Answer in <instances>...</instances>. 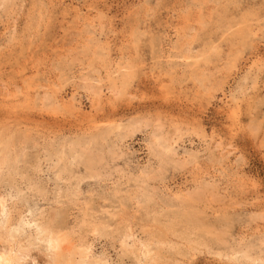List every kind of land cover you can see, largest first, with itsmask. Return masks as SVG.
I'll return each mask as SVG.
<instances>
[{
	"label": "rangeland",
	"instance_id": "obj_1",
	"mask_svg": "<svg viewBox=\"0 0 264 264\" xmlns=\"http://www.w3.org/2000/svg\"><path fill=\"white\" fill-rule=\"evenodd\" d=\"M5 1L0 255L48 263L55 225L82 264H264V0Z\"/></svg>",
	"mask_w": 264,
	"mask_h": 264
},
{
	"label": "bare ground",
	"instance_id": "obj_2",
	"mask_svg": "<svg viewBox=\"0 0 264 264\" xmlns=\"http://www.w3.org/2000/svg\"><path fill=\"white\" fill-rule=\"evenodd\" d=\"M4 1V0H3ZM12 1V0H11ZM14 1V0H13ZM3 3H5L3 6L5 7V8H7V1H5V2H2V0H0V5L1 4H3ZM10 3V2H9ZM3 8V7H2ZM5 13V12H4ZM178 52V51H177ZM189 54V53H188ZM170 59V58H169ZM172 61V60H171ZM80 79V78H79ZM109 80V82H110V84L112 85L111 87H114L116 84L118 85V87L117 88H119V86L121 85V83H123V80L122 79H119V80H117L116 78H114V77H111V76H109V78H108ZM90 80V79H89ZM80 82V81H79ZM235 82H236V80H235ZM95 83V82H94ZM95 85V84H94ZM108 88V87H107ZM114 88H116V87H114ZM113 88V89H114ZM112 89V88H111ZM242 89V88H241ZM105 90V89H104ZM117 90V89H116ZM115 90V91H116ZM231 90V89H230ZM97 91V90H96ZM111 91V90H110ZM238 94V93H237ZM99 95H97V97H98ZM94 97V96H93ZM96 97V96H95ZM100 97V96H99ZM96 100H97V98H96ZM99 100V99H98ZM97 100V101H98ZM13 119V118H12ZM114 120V119H113ZM124 120V119H123ZM132 120H134V119H132ZM122 121V120H121ZM2 122V121H1ZM98 122V119H97V117L96 118H91L90 120H89V125H88V129H90V128H95V127H98L99 125H97L96 123ZM114 122V121H113ZM9 123V122H8ZM106 123V122H105ZM105 123H101V124H105ZM128 123H130L131 124V122H127L126 124H128ZM135 123V122H134ZM100 124V123H99ZM133 124V123H132ZM106 128L103 130V131H105V133L108 135V134H110V132H111V130L112 129H114V128H116V129H118L120 126H119V123L118 122H116V123H112L111 121H109V122H107L106 123ZM105 126H103V127H105ZM122 126V125H121ZM123 126H125V125H123ZM129 127H132V125L131 126H129ZM54 128V127H53ZM58 128V127H57ZM77 128V127H76ZM86 128V127H85ZM122 129H123V127H121ZM126 128H127V126H126ZM133 128V127H132ZM159 127H157L156 129H158ZM95 129H98V128H95ZM120 129V128H119ZM128 130V129H127ZM153 130H155V128L153 129ZM162 130V129H161ZM159 131V129H158V132H162V131ZM51 131V130H50ZM97 131V130H96ZM116 131V130H115ZM115 131H113L114 133H118L117 131L115 132ZM155 131H157V130H155ZM17 132V131H16ZM30 132V131H29ZM64 132V131H63ZM128 133L129 132H131V131H127ZM126 132V133H127ZM20 133V132H19ZM28 133V132H27ZM26 133V134H27ZM42 133V132H41ZM151 133V132H150ZM153 133V132H152ZM163 133V132H162ZM21 135H22V133H20ZM65 134V133H64ZM77 134V133H76ZM106 134H104V135H102V136H104L105 137V135ZM156 134V133H155ZM159 134V133H158ZM157 134V135H158ZM166 133H164V134H162L163 136L165 135ZM14 135H15V133H14ZM55 135V134H54ZM84 135V134H83ZM114 135V134H113ZM116 135V134H115ZM168 135V134H167ZM170 135V134H169ZM168 135V136H169ZM71 136V135H70ZM78 136H80V135H78ZM159 136V135H158ZM160 136H161V134H160ZM159 136V137H160ZM48 137V136H47ZM122 137V136H121ZM157 137V136H156ZM159 137H158V139H159ZM172 137V136H171ZM170 137V139H172ZM17 138V137H16ZM16 138H15V140H16ZM27 138V137H26ZM69 138V137H68ZM71 138H72V136H71ZM154 138V137H153ZM2 139V138H1ZM10 139V138H9ZM80 138H78V140H79ZM114 139V138H113ZM158 139H156L155 140V142H157V144H158V146H160L161 148H159V149H157V151L158 150H160V149H163V150H165V151H169V152H171L170 151V149H171V143L169 144V142H167V139H169V138H165V139H163V140H158ZM28 140V139H27ZM31 140V139H30ZM7 141V140H6ZM85 141V140H84ZM91 141V140H90ZM151 142H149V144H153V140H152V137H151V140H150ZM76 142V141H75ZM87 142H89V141H87ZM87 142H85V143H87ZM108 142V141H107ZM154 142V143H155ZM2 143V142H1ZM89 143H92V141L91 142H89ZM88 143V144H89ZM81 144V143H80ZM151 144V145H152ZM31 145V144H30ZM155 145V144H154ZM78 146V145H77ZM85 146V145H84ZM150 146V145H149ZM156 146V145H155ZM66 147V146H65ZM69 147V146H68ZM117 147V146H116ZM96 148V147H95ZM98 148V147H97ZM150 148V147H149ZM156 148V147H155ZM183 148V147H182ZM70 149V148H69ZM77 149V148H76ZM51 150V149H50ZM70 150H72V149H70ZM100 150H102V149H100ZM117 150V149H116ZM156 150V149H155ZM162 150V151H163ZM2 151V150H1ZM4 151V150H3ZM151 151H154L153 150V148H151ZM157 151H155L156 152V154L157 153H159V152H157ZM111 153H113L112 151H110ZM154 152V153H155ZM164 152V151H163ZM168 152V153H169ZM35 153V152H34ZM152 154H153V152H151ZM165 154H168V153H166V152H164ZM2 155H0L1 157H0V165H2L5 161H6V157H5V154L4 153H1ZM48 154H50V152L48 153ZM90 154V153H89ZM94 154V153H93ZM123 154V153H122ZM126 154V153H125ZM170 154V153H169ZM168 154V155H169ZM34 155V154H33ZM46 155V154H45ZM121 155V154H120ZM167 155V156H168ZM11 156V155H10ZM37 156V155H36ZM50 156V155H49ZM91 154L89 155V157H85V160L88 162V164L87 165H85L84 166V168L86 169V176L85 177H89V178H98V179H100L99 177H95V176H98L97 175V172L95 171L96 169H94V167H92V166H94V164H92L91 165V160L93 159V161H94V158L91 156ZM154 157L156 156V155H153ZM163 156V155H162ZM171 156H172V153H171ZM46 157V156H45ZM48 157V156H47ZM56 157V156H55ZM82 157V154H81V156H80V158ZM160 157V155L158 154V156H157V159ZM164 157V156H163ZM169 157H170V155H169ZM21 158V157H20ZM63 158V157H62ZM96 158V157H95ZM172 158V157H171ZM82 159V158H81ZM168 157L166 158V161H167V163L169 164L170 162L172 163H174L175 162V159H174V161H171V160H169L170 162H168ZM170 159V158H169ZM184 159V158H183ZM186 159V158H185ZM193 159V158H192ZM191 159V160H192ZM29 160V159H28ZM38 160V159H37ZM187 160V159H186ZM8 161V160H7ZM74 161V160H73ZM83 161V160H82ZM158 161V160H157ZM160 161V160H159ZM164 161V159L162 160V162ZM166 161H165V163L164 164H166ZM52 162V161H51ZM85 162V161H84ZM101 162V161H100ZM124 162H126V161H124ZM161 162V163H162ZM180 162V161H179ZM179 162H177L176 161V165H179L180 163ZM183 162V161H182ZM74 163V162H73ZM172 163V165H174ZM57 164V163H56ZM163 164V165H164ZM63 165V164H62ZM80 165V164H79ZM82 165V164H81ZM131 165V164H130ZM18 166V165H17ZM73 166V165H72ZM128 166V165H127ZM58 167V166H57ZM64 167V166H63ZM160 167V166H159ZM17 168V167H16ZM82 168V167H81ZM141 168V167H140ZM64 169H66V168H63V170ZM76 169V168H75ZM131 169V168H130ZM151 169V168H150ZM155 169V168H154ZM62 170V168H61V171H63ZM66 173H69L68 172V170L66 169ZM73 171V170H72ZM97 171H100V170H98L97 169ZM145 171V170H144ZM9 172V171H8ZM59 172V171H58ZM57 172V173H58ZM62 173V172H61ZM66 173H65V176H66ZM98 173H101V172H98ZM139 173H141V171L139 172ZM146 173V172H145ZM70 174V173H69ZM102 174V173H101ZM100 174V175H101ZM147 174V173H146ZM160 174V173H159ZM11 175V174H10ZM62 175V174H61ZM68 175V174H67ZM99 175V176H100ZM141 175V174H140ZM139 175V176H140ZM157 175V174H156ZM47 176V175H46ZM71 176V175H70ZM142 176V175H141ZM55 177H59L58 176V174H56V176ZM68 177H69V175H68ZM68 177H67V180H68ZM76 177V176H75ZM78 177V176H77ZM136 178H137V176H135ZM147 177V176H146ZM151 177V176H150ZM149 177V178H150ZM63 178V177H62ZM134 178V177H133ZM18 179V178H17ZM24 179V178H23ZM61 179V178H60ZM142 179V178H141ZM147 179V178H146ZM150 180V179H149ZM95 181V180H94ZM129 181V180H128ZM131 181V180H130ZM134 181V180H133ZM140 181H142V180H140ZM145 181V180H144ZM22 182V181H21ZM99 182V181H98ZM141 183V182H140ZM118 184V183H117ZM139 184V183H138ZM211 184V183H210ZM31 185V184H30ZM133 185V184H132ZM40 186V185H39ZM95 186V185H94ZM93 186V187H94ZM100 186V185H99ZM152 186H154V185H152ZM33 187V186H32ZM131 187V186H130ZM139 187V186H138ZM102 188V187H101ZM148 188H150V187H148ZM99 189H100V187H99ZM109 190V189H108ZM123 190H124V188H123ZM31 191V190H30ZM47 191V190H46ZM45 191V192H46ZM66 191H68V190H66ZM75 191V190H74ZM73 191V192H74ZM138 191V190H137ZM151 191V190H150ZM149 191V192H150ZM27 192V191H26ZM34 192V191H33ZM52 192V191H51ZM77 192V191H76ZM67 193V192H66ZM68 193H69V191H68ZM78 193V192H77ZM92 193H94V191L92 192ZM159 193V192H158ZM176 193V192H175ZM1 194V193H0ZM44 194V193H43ZM97 194H99V193H97ZM109 194V193H108ZM154 194V193H153ZM153 194H151V195H153ZM165 194V193H164ZM28 195V194H27ZM31 195V194H30ZM66 195V194H65ZM68 195V194H67ZM67 195H66V198H68L67 197ZM90 195V194H89ZM148 195V194H147ZM187 195V194H186ZM1 196V195H0ZM70 196H72L71 194H69V199H71L70 201H72L73 200V202H71L72 203V205H73V203H75L76 201H74V199L71 197L70 198ZM149 196V195H148ZM164 196V195H163ZM167 196V195H166ZM169 196V195H168ZM180 196V195H179ZM6 197V196H5ZM13 197V196H12ZM46 197V196H45ZM65 197V196H64ZM87 197V196H86ZM106 197V196H105ZM118 197V196H117ZM175 197V196H174ZM178 197V196H177ZM182 197V196H181ZM3 198H4V196H3ZM2 197H0V210L1 211H3V206H4V199H3ZM15 198V197H14ZM166 198V197H165ZM179 198V201L182 199H180V197H178ZM184 198H186V200H188L189 199V197L187 198V197H184ZM44 199V198H43ZM87 199V198H86ZM105 199V198H104ZM116 199V198H115ZM134 199V198H133ZM153 199V198H152ZM176 199V198H175ZM49 200V199H48ZM76 200V199H75ZM166 200V199H165ZM190 200V199H189ZM188 200V201H189ZM9 201H10V199H9ZM16 201V200H15ZM50 201V200H49ZM67 202L69 201V200H66ZM69 201V202H70ZM86 201V200H85ZM156 201V200H155ZM181 201H184V200H181ZM181 201H180V204H182L181 203ZM103 202H105V201H103ZM141 203H142V201H140ZM168 202V201H167ZM178 202V201H177ZM176 202V203H177ZM185 202V201H184ZM10 203V202H9ZM137 203V202H136ZM146 203V202H145ZM186 203V202H185ZM55 204V203H54ZM59 204V203H58ZM143 204V203H142ZM173 204V203H172ZM178 204H179V202H178ZM18 205V204H17ZM139 205V204H138ZM12 206V205H11ZM21 206V205H20ZM55 206V205H54ZM63 206V205H62ZM121 206V205H120ZM149 206V205H148ZM172 206V205H171ZM44 207V206H43ZM73 207V206H72ZM152 207V206H151ZM4 208H5V206H4ZM47 208V207H46ZM70 208V207H69ZM91 208V207H90ZM123 208V207H122ZM9 209V208H8ZM131 209V208H130ZM133 209H134V207H133ZM7 209L5 208V211H6ZM41 210V209H40ZM126 210V209H125ZM159 210V209H158ZM8 211V210H7ZM19 211V210H18ZM130 211V210H129ZM134 211V210H133ZM45 212V211H44ZM79 212H80V210H79ZM121 212V211H120ZM116 213V212H115ZM11 214V213H10ZM22 214V213H21ZM20 214V215H21ZM84 214V213H83ZM89 214V213H88ZM188 214V213H187ZM190 214V213H189ZM44 215V214H43ZM48 215V214H47ZM119 215V214H118ZM132 215V214H131ZM49 216H51L50 214H49ZM48 216V222H51L52 220L50 219V217ZM188 216V215H187ZM16 217V216H15ZM23 217V216H22ZM53 216H51V218H52ZM60 217V216H59ZM66 217V216H65ZM69 217V216H68ZM119 217V216H118ZM18 218V217H17ZM91 218V217H90ZM191 218V217H190ZM6 219V218H5ZM9 218H7V220H8ZM62 219V218H61ZM192 219V218H191ZM198 219V218H197ZM119 220V219H118ZM189 220V219H188ZM199 220V219H198ZM79 221V220H78ZM82 221V220H81ZM81 221H79V222H81ZM194 221V220H193ZM6 222H8V221H6ZM14 222V221H13ZM26 223H28V220H27V222ZM45 223V222H44ZM78 225H79V223H77ZM159 224V223H158ZM10 225V224H9ZM81 225H82V223H81ZM160 225V224H159ZM164 225V224H163ZM195 225V224H194ZM204 225V224H203ZM208 225V224H207ZM8 226V225H7ZM51 226V225H50ZM64 226V225H63ZM69 226V225H68ZM143 226V225H142ZM149 226V225H148ZM161 226V225H160ZM176 226V225H175ZM209 226V225H208ZM17 226H15V228H16ZM53 227H55V228H50V227H45V229H44V231H45V233L43 232V230H41L44 234H45V236L46 237H44V239H45V241H46V243H47V248L49 249V262L48 263H46V264H82V262H83V257H84V255H85V253H86V246L84 247L82 244H75V243H73L72 242V240L70 239L71 238V236L69 237V233L67 232V231H65L66 230V228L63 230L62 228H58V226H57V228H56V226L54 225ZM164 227V226H163ZM177 227V226H176ZM211 227V226H210ZM64 228V227H63ZM70 228V227H69ZM72 228V227H71ZM208 228V227H207ZM93 231H95V230H97V227L96 226H93ZM174 229V228H173ZM204 229V228H203ZM264 229V228H263ZM179 230V229H178ZM180 230H182V229H180ZM39 231V230H38ZM70 231V230H69ZM39 233V232H38ZM38 233H36V234H38ZM71 233V232H70ZM96 233V232H95ZM98 233H100V231L98 232ZM203 233V232H202ZM42 234V233H41ZM44 234H42V235H44ZM33 235V234H32ZM39 235V234H38ZM127 235H129V236H131V233L130 232H128V234ZM208 235V234H207ZM254 235V234H253ZM91 236V235H90ZM127 237V236H126ZM94 238V237H93ZM104 238V237H103ZM122 239H120L119 241H121L120 242V244H121V246L122 247H131V246H126V242H125V239H124V236L123 237H121ZM128 238V237H127ZM73 239V238H72ZM50 241H51V246H50ZM73 241H74V239H73ZM78 241V240H77ZM108 241V240H107ZM199 241H200V239H199ZM141 242V241H140ZM212 242V241H211ZM77 243V242H76ZM233 243V242H232ZM250 243V242H249ZM83 244H85V242H83ZM87 244V243H86ZM85 244V245H86ZM93 244V243H92ZM183 244V243H182ZM237 244V243H236ZM235 245V244H234ZM246 245V244H245ZM138 246V245H137ZM142 246V245H141ZM238 246V245H237ZM217 247V246H216ZM255 247V246H254ZM25 248V247H24ZM46 248V249H47ZM88 248V247H87ZM124 248V249H125ZM211 248V247H210ZM225 248H226V246H225ZM234 248V247H233ZM237 248V247H236ZM251 248V247H250ZM256 248V247H255ZM257 248H258V246H257ZM261 248V247H260ZM2 249H3V247H2ZM13 249V248H12ZM37 249V248H36ZM212 249V248H211ZM246 249V248H245ZM262 249V248H261ZM18 250H19V247H18ZM20 250H22L21 252H18V254H14V255H10V254H4V256H1L0 255V259H2L1 261V264H21V261L22 260H24V258L26 257V255H27V248H25V249H20ZM136 250V249H135ZM139 250V249H138ZM221 250V249H220ZM220 250H219V252H220ZM227 250V249H226ZM243 250V249H242ZM241 250V251H242ZM250 250V249H249ZM260 250V249H259ZM224 251V250H223ZM228 251V250H227ZM248 251V250H247ZM6 252V251H5ZM7 252H8V250H7ZM119 252V251H118ZM217 252H218V250H217ZM226 252V251H225ZM237 252V251H236ZM235 252V253H236ZM245 252V251H244ZM251 252V251H250ZM2 253V252H1ZM141 253H143V252H141ZM189 253V252H188ZM259 253V252H258ZM13 254V253H12ZM147 254V253H146ZM193 254V253H192ZM223 254V253H222ZM35 255V254H34ZM190 255V254H189ZM226 255V254H225ZM246 255V254H245ZM30 256V255H29ZM162 256V255H161ZM229 256H231V255H229ZM246 257V256H245ZM252 257V256H251ZM256 257V256H255ZM228 258V257H227ZM114 259V258H113ZM150 259V258H149ZM232 259H233V257H232ZM165 260V259H164ZM179 260V259H178ZM228 260V259H227ZM35 261V260H34ZM231 261V260H230ZM233 261V260H232ZM165 262V261H164ZM235 262V261H234ZM147 263V262H146ZM173 263V262H172ZM262 263V262H261ZM260 263V264H261ZM30 264V263H29ZM41 264V263H40ZM176 264V263H175Z\"/></svg>",
	"mask_w": 264,
	"mask_h": 264
},
{
	"label": "snow or ice",
	"instance_id": "obj_3",
	"mask_svg": "<svg viewBox=\"0 0 264 264\" xmlns=\"http://www.w3.org/2000/svg\"><path fill=\"white\" fill-rule=\"evenodd\" d=\"M50 246H51V241H50Z\"/></svg>",
	"mask_w": 264,
	"mask_h": 264
}]
</instances>
